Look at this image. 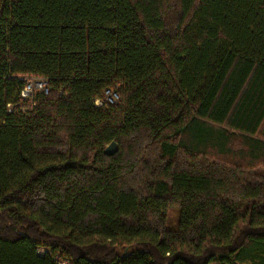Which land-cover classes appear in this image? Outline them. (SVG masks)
Returning a JSON list of instances; mask_svg holds the SVG:
<instances>
[{
    "label": "trees",
    "instance_id": "trees-1",
    "mask_svg": "<svg viewBox=\"0 0 264 264\" xmlns=\"http://www.w3.org/2000/svg\"><path fill=\"white\" fill-rule=\"evenodd\" d=\"M59 261L264 264V0H0V264Z\"/></svg>",
    "mask_w": 264,
    "mask_h": 264
},
{
    "label": "built area",
    "instance_id": "built-area-1",
    "mask_svg": "<svg viewBox=\"0 0 264 264\" xmlns=\"http://www.w3.org/2000/svg\"><path fill=\"white\" fill-rule=\"evenodd\" d=\"M48 92V86L45 78L37 77V76H28L25 77V86L21 92V96L24 99H28L34 95V93ZM119 100V93L114 88H108L104 92L103 98H98L96 103L101 105L103 103H116ZM44 248H40V252H44ZM58 264H70L68 261H59Z\"/></svg>",
    "mask_w": 264,
    "mask_h": 264
},
{
    "label": "water",
    "instance_id": "water-1",
    "mask_svg": "<svg viewBox=\"0 0 264 264\" xmlns=\"http://www.w3.org/2000/svg\"><path fill=\"white\" fill-rule=\"evenodd\" d=\"M117 151V144L115 141L111 142L104 150L106 154H113Z\"/></svg>",
    "mask_w": 264,
    "mask_h": 264
}]
</instances>
